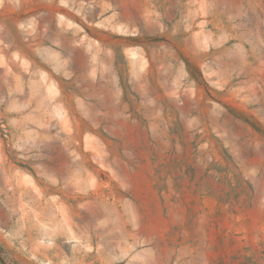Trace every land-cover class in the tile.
Wrapping results in <instances>:
<instances>
[{"label":"rangeland","instance_id":"rangeland-1","mask_svg":"<svg viewBox=\"0 0 264 264\" xmlns=\"http://www.w3.org/2000/svg\"><path fill=\"white\" fill-rule=\"evenodd\" d=\"M0 264H264V0H0Z\"/></svg>","mask_w":264,"mask_h":264}]
</instances>
